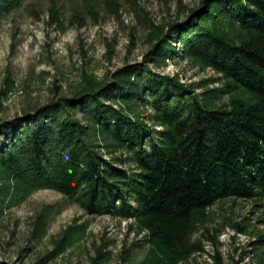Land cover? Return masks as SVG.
Instances as JSON below:
<instances>
[{
    "label": "trees",
    "instance_id": "16d2710c",
    "mask_svg": "<svg viewBox=\"0 0 264 264\" xmlns=\"http://www.w3.org/2000/svg\"><path fill=\"white\" fill-rule=\"evenodd\" d=\"M27 1L0 0V19ZM166 27L146 61L194 58L223 85L196 92L178 74L126 64L70 97L0 117V212L53 189L136 221L157 252L151 264H176L200 250L194 236L214 203L264 200V0H202Z\"/></svg>",
    "mask_w": 264,
    "mask_h": 264
},
{
    "label": "rangeland",
    "instance_id": "374dc122",
    "mask_svg": "<svg viewBox=\"0 0 264 264\" xmlns=\"http://www.w3.org/2000/svg\"><path fill=\"white\" fill-rule=\"evenodd\" d=\"M201 2L28 0L0 19V117L70 97L126 64L147 62L178 74L196 92L221 87L223 75L197 59L146 61L156 29L166 31ZM194 238L200 250L176 264H264V200L217 201ZM154 257L136 221L86 211L53 189L36 190L0 212V261L8 264H151Z\"/></svg>",
    "mask_w": 264,
    "mask_h": 264
}]
</instances>
